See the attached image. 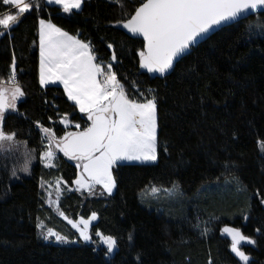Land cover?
<instances>
[{
    "label": "trees",
    "instance_id": "trees-1",
    "mask_svg": "<svg viewBox=\"0 0 264 264\" xmlns=\"http://www.w3.org/2000/svg\"><path fill=\"white\" fill-rule=\"evenodd\" d=\"M32 2L39 9L25 13L10 35L0 37V81L11 83L14 56L25 93L17 111L6 115L4 130L15 132L17 144L33 156L28 172L22 170L21 153L0 159V264H243L231 252L225 226L254 239L255 245L241 250L251 257L249 264H264V149L259 143L264 141V10L220 29L192 49L170 76L153 78L139 66L144 42L117 24L143 0H120L123 7L115 0H85L72 13L45 0ZM5 11L0 4V13ZM40 18L91 42L97 63H112L130 99L141 100L139 93L148 96V89L157 96L158 160L114 168L117 187L111 196L100 189L94 194L68 191L78 169L63 154L54 167L41 163L46 140L39 125L60 138L73 129L60 123L65 114L81 128L87 121L62 87L39 83ZM55 180H62L65 189L57 211L46 206L42 187ZM154 185L177 188L156 195L149 193ZM61 211L72 220L97 214L91 244L62 246L43 239L36 226L40 221L78 238ZM205 227L209 231L201 235ZM98 231L117 239L110 260Z\"/></svg>",
    "mask_w": 264,
    "mask_h": 264
},
{
    "label": "snow or ice",
    "instance_id": "snow-or-ice-1",
    "mask_svg": "<svg viewBox=\"0 0 264 264\" xmlns=\"http://www.w3.org/2000/svg\"><path fill=\"white\" fill-rule=\"evenodd\" d=\"M85 0H47L49 5H58L64 13L81 10ZM120 4V0H115ZM7 11L0 13V37L10 35L11 30L20 22L25 13L39 9V3L32 0H0ZM123 7L122 4H120ZM264 10V0H143L134 14L117 24L129 33L142 36L144 45L138 52L139 66L149 73L164 75L173 69L194 44L208 38L210 30L237 21L242 14ZM39 24V83L42 87L61 84L69 101L86 117L87 126L75 123L77 131H68L57 138L51 128L39 125L46 139L48 150L43 156L48 166L55 158L53 146L70 160L76 162L80 174L75 180L76 190L87 189L94 194L96 186L109 196L117 187L114 168L124 166V162H156L158 153V120L157 96L154 90L148 89V96L140 92L141 100L130 99L124 84L112 70V63L106 66L97 63L91 42H85L78 35H70L58 27L51 19L40 18ZM264 30V24L260 25ZM108 48L113 49L111 44ZM112 61H116L113 49ZM105 68L107 70H105ZM17 68L13 56L10 65L11 86L0 81V145L14 143L16 133L4 130L5 115L9 110L17 111V100L25 93L17 81ZM139 92V89H136ZM60 123L65 127L72 126V121L65 114ZM264 149V141H260ZM167 152V147H163ZM23 171L28 172L25 166ZM16 175L15 172L12 173ZM57 180V193L62 191ZM66 183V182H65ZM43 187V185H42ZM51 185H49V188ZM177 188L162 189L152 186L151 192L158 195L161 191L171 193ZM260 195L259 191L256 193ZM51 192L48 193V204L53 203ZM264 203V198L260 200ZM58 203V201H57ZM62 216L72 228L76 229L85 242L92 241L91 226L98 219L95 212L87 219H69L61 211ZM247 220L248 217L244 216ZM206 223V222H201ZM44 240L58 243H70L68 236L52 228H46L43 221L36 225ZM200 228V224L194 225ZM207 227L201 229V235H207ZM260 231L259 228L256 229ZM222 233L231 238V252L243 264H249L251 257L241 250V243L255 245L256 241L245 236L241 229L225 226ZM104 245L106 255L118 249L117 239L112 235L96 232ZM129 241L133 239L129 233ZM140 260V254L135 257ZM209 264H212L211 260Z\"/></svg>",
    "mask_w": 264,
    "mask_h": 264
},
{
    "label": "rangeland",
    "instance_id": "rangeland-1",
    "mask_svg": "<svg viewBox=\"0 0 264 264\" xmlns=\"http://www.w3.org/2000/svg\"><path fill=\"white\" fill-rule=\"evenodd\" d=\"M45 2H46V4H47V0H45ZM47 5H49V4H47ZM54 5V4H53ZM56 6H58V5H56ZM105 70H107V69H105ZM7 86H11V83L10 84H6ZM49 86H60V87H62L63 88V85H61V84H55V85H49ZM48 87V86H47ZM25 99V96L24 97H22V98H20V99H18L17 100V106L23 101ZM72 102V101H71ZM73 103V102H72ZM12 111L11 110H9L8 111V113H11ZM8 113H6V115L8 114ZM81 114H83V113H81ZM6 115H5V117H6ZM84 115V114H83ZM158 120V119H157ZM63 125V124H62ZM64 126V125H63ZM65 127V126H64ZM73 128L72 130H70V131H77V129H75V127H74V124L72 123V126H69V127H65V128ZM43 136H44V138H45V140H46V148H45V150H44V152L45 151H47L48 150V140L46 139V137H45V135H44V133H43ZM53 151H55V158L51 161V163L55 166V161H56V159H57V157L59 156V155H61V154H63L62 152H59L58 150H56L55 149V147L53 146ZM44 152L42 153V155H41V163H42V165L45 167V168H51V167H49L48 166V161H46L45 159H44V156H43V154H44ZM17 153H21V156L20 157H22L23 159H21V161L22 162H25L23 165L24 166H30L29 165V163L28 162H32L33 161V156H32V154L30 153V152H28V151H25V149H23L19 144H17V141L15 140V142L14 143H8V142H6L4 145H0V159H1V157H5V156H7V157H11V155H13V154H17ZM66 157V156H65ZM66 159H68L70 162H72L73 164H75L76 165V162L75 161H73V160H70L68 157H66ZM157 162V161H156ZM156 162H146V163H140V162H124V165H135V164H143V165H151V164H155ZM53 166V167H54ZM77 167V166H76ZM29 168V167H28ZM77 169H78V176H79V174H80V169L77 167ZM57 180H55V181H52V182H50V183H47V184H45L44 186H43V188H44V191H45V203H46V206L47 207H50V208H52V209H54L55 211H57L58 210V206H59V199L63 196V193H64V191H65V189H64V187H63V185H62V183H60L59 184V188L60 189H62V191L59 193V195H58V193H57ZM49 185H51V187L49 188ZM76 188H77V186L75 185V183H74V187L73 188H70L68 191H70V192H73V191H79V192H88L87 191V189H84V190H76ZM96 189H100L102 192H103V190L100 188V186H96ZM115 191H116V188L113 190V193H112V195L115 193ZM49 192H51V194H52V196H51V199H52V201H53V203L51 204V206L48 204V202H47V200H48V193ZM162 192V191H161ZM105 193V192H104ZM149 193H151V194H153L152 192H151V190H149ZM171 193H173V191L171 192ZM106 195H108L107 193H105ZM57 201H58V203H57ZM60 216V215H59ZM60 218L67 224V226L73 231V232H75L77 235H78V238H75V239H72V238H69V241H74V242H70V243H58V242H56L55 240H54V238L52 239V242L53 243H55V244H57V245H62V246H75V245H79L80 243H83V244H91L92 242H93V239H92V241L91 242H85V241H83L82 240V238L79 236V233L76 231V229H74V228H72V226L70 225V224H68V222L62 217V216H60ZM97 222H98V219L97 220H95V221H93V223H92V226H91V234H92V227L95 225V224H97ZM225 237H228L227 235H225V234H223ZM98 237V241H99V244H100V246L102 247V249L104 250V256H105V258L106 259H108V260H110V259H112L114 256H115V254H116V252H117V250H115L112 254H110V255H106V245H104L103 244V242H102V240H101V238L99 237V236H97ZM230 240H231V238L230 237H228ZM46 242H51V240H46ZM244 245H249V244H247V243H244V242H242L241 243V247L242 246H244Z\"/></svg>",
    "mask_w": 264,
    "mask_h": 264
},
{
    "label": "water",
    "instance_id": "water-1",
    "mask_svg": "<svg viewBox=\"0 0 264 264\" xmlns=\"http://www.w3.org/2000/svg\"><path fill=\"white\" fill-rule=\"evenodd\" d=\"M262 11H263V10H257V12L254 13V12H252L251 10H249V13H248V14H246V15L242 14L241 17H239L237 21H233V22H230L228 25H224V26L216 27V28L210 30L209 33L207 34V37H208V38L201 39V40L199 41V43L194 44L190 49H188V50L186 51V53L183 54V58L179 59L178 62H174L173 69L170 70L168 73H166V74H164V75H161V74H159V73H149V72H147V70H145V69H143V68H141V70H142V72H144L145 74H147V75H149L150 77H153V78H154V77H168V76H170V75L172 74V72H173L175 66H176L181 60H183L185 57H187V56L190 54V52L192 51V49L198 47L200 44H202V43H204L205 41H207L212 35H214V34H215L216 32H218L220 29L225 28V27H227V26H229V25H231V24H234V23H236V22L242 21V20L246 19L247 17H249V16H251V15H254V14H257V13L262 12ZM123 30H124V32L127 33L128 35H130V36H132V37L139 38L140 40L143 41V37H142V36H138V35H134V34H132V33H129V32L127 31V29H124V28H123ZM143 42H144V41H143ZM263 204H264V203H263Z\"/></svg>",
    "mask_w": 264,
    "mask_h": 264
}]
</instances>
